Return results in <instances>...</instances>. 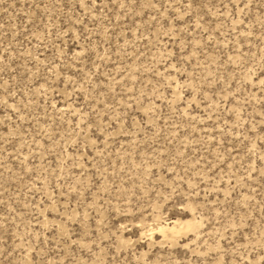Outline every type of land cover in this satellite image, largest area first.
<instances>
[{"label":"rangeland","instance_id":"374dc122","mask_svg":"<svg viewBox=\"0 0 264 264\" xmlns=\"http://www.w3.org/2000/svg\"><path fill=\"white\" fill-rule=\"evenodd\" d=\"M0 264H264V0H0Z\"/></svg>","mask_w":264,"mask_h":264},{"label":"bare ground","instance_id":"6f19581e","mask_svg":"<svg viewBox=\"0 0 264 264\" xmlns=\"http://www.w3.org/2000/svg\"><path fill=\"white\" fill-rule=\"evenodd\" d=\"M188 224V227L189 228H194V227H196V222H188L187 223ZM175 225H173L172 227H168V226H165V227H162V231L163 232H168V233H172L174 230H175V227H174Z\"/></svg>","mask_w":264,"mask_h":264}]
</instances>
